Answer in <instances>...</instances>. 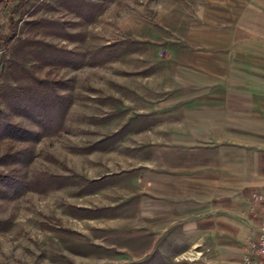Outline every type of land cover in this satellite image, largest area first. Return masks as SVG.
<instances>
[{
    "label": "rangeland",
    "instance_id": "rangeland-1",
    "mask_svg": "<svg viewBox=\"0 0 264 264\" xmlns=\"http://www.w3.org/2000/svg\"><path fill=\"white\" fill-rule=\"evenodd\" d=\"M43 1L55 8L40 5L29 18L78 20ZM10 2L0 0V31ZM104 5L92 23L68 28L82 31V41L42 36L68 49L113 53L55 71L72 81L73 103L63 130L37 143L31 167L67 183L0 205V217H13V227L0 233V264H241L260 223L252 195L264 187L234 194L224 187L228 161H236L239 181L252 174L244 169L254 153L236 143L222 144L221 169L206 167L214 155L200 148L214 118L203 101L222 81L216 71L231 74L230 83L258 72L264 0ZM233 16H240L234 34ZM238 50L250 54L244 69L225 59ZM247 192L246 208L228 210Z\"/></svg>",
    "mask_w": 264,
    "mask_h": 264
},
{
    "label": "trees",
    "instance_id": "trees-1",
    "mask_svg": "<svg viewBox=\"0 0 264 264\" xmlns=\"http://www.w3.org/2000/svg\"><path fill=\"white\" fill-rule=\"evenodd\" d=\"M106 1L53 0L75 14L78 20L74 21L29 18L40 5L55 8L43 0L9 3L5 12L7 27L0 31V205H10L30 192L42 194L67 183L66 177L33 171L31 167L37 143L63 130L73 103L72 81L55 71L95 64L113 52L104 48L95 53L81 52L58 46L42 36L82 41V31L68 28L92 23ZM12 227L11 215L0 217V233Z\"/></svg>",
    "mask_w": 264,
    "mask_h": 264
},
{
    "label": "crops",
    "instance_id": "crops-1",
    "mask_svg": "<svg viewBox=\"0 0 264 264\" xmlns=\"http://www.w3.org/2000/svg\"><path fill=\"white\" fill-rule=\"evenodd\" d=\"M240 15V12L238 11ZM240 17V16H239ZM239 17L237 20L228 18V23L232 27V33L234 34V28L240 27ZM255 57V52H253ZM258 57L262 60L258 66V72L255 75L248 77L246 80L239 82L231 81V74L227 75L219 73L222 81L215 83L214 88L211 91V95H204L206 98L203 104L206 105V109L209 108L210 118L214 124H210L208 133V142H204L202 151L212 154L214 157L209 158L210 162H206V167L213 166L222 168V144L223 143H236L246 152H252L253 156L246 159L247 167L244 170L252 172L244 176L240 181L236 175L237 163L235 161H228L229 165L228 175L224 182V187L232 189L228 192L234 194V189L245 188L247 191L252 187H264V51ZM250 55L248 52H242L240 50L226 53V58H231L232 62L237 60L239 62L238 69H244L245 59ZM236 57V59H235ZM215 63V70L219 68L218 59ZM218 64V65H217ZM234 64V63H233ZM223 69H227L229 63L221 61ZM235 66H233L234 68ZM225 78V82L223 79ZM225 91H230L224 94ZM209 118V117H208ZM223 118L226 120V126H224ZM237 118V120H236ZM244 120V122H243ZM226 141V142H225ZM220 155L219 158L217 156ZM231 160V159H230ZM234 163V164H233ZM257 175H254V172ZM226 185V186H225ZM248 192L245 193L244 198L239 200V197L231 200V204L228 210L237 211L238 209L246 208L245 203L248 200L246 197ZM231 197V195H229ZM242 196V195H241ZM222 232H225L222 231ZM224 259V257H223ZM227 261V260H226Z\"/></svg>",
    "mask_w": 264,
    "mask_h": 264
},
{
    "label": "built area",
    "instance_id": "built-area-1",
    "mask_svg": "<svg viewBox=\"0 0 264 264\" xmlns=\"http://www.w3.org/2000/svg\"><path fill=\"white\" fill-rule=\"evenodd\" d=\"M252 202L259 204L260 223L256 241L254 243L251 242L246 249V256L241 264H264V190L254 193Z\"/></svg>",
    "mask_w": 264,
    "mask_h": 264
}]
</instances>
